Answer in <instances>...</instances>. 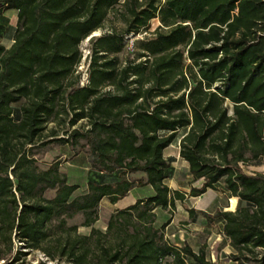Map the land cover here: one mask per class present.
Returning <instances> with one entry per match:
<instances>
[{
  "label": "trees",
  "instance_id": "obj_1",
  "mask_svg": "<svg viewBox=\"0 0 264 264\" xmlns=\"http://www.w3.org/2000/svg\"><path fill=\"white\" fill-rule=\"evenodd\" d=\"M113 11L119 26L91 39L80 86V42ZM154 18L159 26L135 38V57L121 63L125 39L147 32ZM2 37L9 41L0 43L4 264L26 252L13 255L14 243L53 264H216L204 245L194 252L168 242L167 221L158 223L155 209L174 208L185 194L196 197L219 182L228 208L238 205L206 218L221 221L234 252L264 264V174L242 168L264 158V0H0ZM62 115L71 116L69 126L85 125L42 139ZM52 142L85 153L79 194L59 161L39 167L37 154ZM175 143L188 192L168 184ZM142 186L153 193L110 213L103 231L93 227L101 200L114 203ZM78 214L81 224H69ZM79 226L90 227L88 234Z\"/></svg>",
  "mask_w": 264,
  "mask_h": 264
},
{
  "label": "rangeland",
  "instance_id": "obj_2",
  "mask_svg": "<svg viewBox=\"0 0 264 264\" xmlns=\"http://www.w3.org/2000/svg\"><path fill=\"white\" fill-rule=\"evenodd\" d=\"M119 5H117L116 8H118ZM3 19H6L9 25L15 26L16 24V18L14 19L10 12L4 13ZM115 25L119 26V21L116 20V15L115 12H111L108 15L107 20L103 24L102 29H98L91 34H89L88 37L83 39L80 42L79 45V50L81 52V60L77 64L76 69H75V75L80 74L79 80H78V85L82 86L86 84V79H87V68L89 64V48L91 45V39L95 36L101 35L103 31L108 30L110 26ZM150 28L147 30V32L139 33L136 35H130L128 38L125 39V44L122 50L116 55L118 57V60L122 63L125 62V60L132 59L134 58L133 52V47H134V39L135 38H142L144 36H147L150 32H152L157 26H159V21L157 18H154L150 21L149 23ZM0 43L3 45L9 46V41L5 38L2 37L0 39ZM62 118V121L56 122V121H50L46 125V129L43 131L42 139L48 140L49 138L47 137L50 134V131H56V133L59 136H63L66 132L73 128L77 127H83L85 125V120L80 119L77 121V123L73 126H69L68 120L71 118L70 115H62L60 116ZM47 137V138H46ZM178 151V143H175V146H171V148L168 151L167 156L171 160V165L173 166V169L175 171V176L171 180L168 181V184L170 187H175L178 188L179 190L182 191V187L186 188L187 186L183 185L184 183L188 182L190 180L189 173L187 171V164L186 162L180 158L177 154ZM75 153V155H74ZM52 160H57L60 162V171L62 173H65L68 175L69 181L73 183H78L79 184V190L76 191V194H79L83 189L84 182L86 180V170L84 167H86V160H85V153L82 150H78V152L74 151L71 149L70 146L68 145H58L55 142L49 143L48 145H45L41 149V152L37 154V161L39 163V167L42 169H45L48 167L49 163L52 162ZM242 168L245 169V171L249 174L255 175V173L258 174H264V158L259 162H252L247 165H242ZM141 175L140 173L135 174V177H138ZM201 181L198 180L193 183L195 186H200ZM217 188L214 189L215 193L220 195L221 199L220 202L223 204H226V209L227 210H234L237 205H238V200L235 202V205L232 209H229L228 207L231 205V199H228L230 197H227L223 194L222 188L223 184L221 182L216 183ZM188 189V188H187ZM54 194V191L50 190L46 193V197H51ZM213 192H209L208 194L205 195L204 198L201 199L202 205H208L211 202V198L213 196ZM214 200V199H213ZM212 200V201H213ZM226 200V201H225ZM200 201V202H201ZM228 208V209H227ZM184 209L182 211L178 210L175 215V223L177 226L181 228L183 224H186L187 221L189 220L190 217L186 218L185 214L183 213ZM168 213H171L170 210L168 212L164 213V216L168 217ZM109 214H110V208L108 203H105L102 201V204L99 205L98 209V220L95 222L94 227L98 228L100 230H104L106 223L109 219ZM163 218L162 220H159L158 223L164 222L166 219ZM83 218L82 215L78 214L75 215L74 217L68 219L69 224H76L80 225L82 222ZM88 231V228L84 226H79L78 227V233H83ZM200 241H203V243H206V245L209 246V253L207 257L214 263L216 264H259L256 262V254H251L246 251H243V254H237L234 252L231 246H229L227 239L223 235H218L216 232V229L214 228V232L209 237L208 239L201 238ZM18 249L20 251H26L25 254L20 256V259L13 264H39L40 262H44L46 264H53V262H49L46 260V257L43 255V253L40 250H31L24 248V246H20V243H14V252L13 255L15 254L16 250ZM261 251L257 249L255 252ZM232 255H237V257H240L238 260H234L231 258ZM170 260V259H168ZM62 264H65L61 262ZM0 264H4V260H0ZM188 264H192L191 260H188Z\"/></svg>",
  "mask_w": 264,
  "mask_h": 264
},
{
  "label": "crops",
  "instance_id": "obj_3",
  "mask_svg": "<svg viewBox=\"0 0 264 264\" xmlns=\"http://www.w3.org/2000/svg\"><path fill=\"white\" fill-rule=\"evenodd\" d=\"M182 190L188 192L189 189L182 187ZM211 191L214 193L211 199L214 200L213 201L211 200L210 201L211 203L208 205H202L203 201H201V199L204 198L205 195ZM152 193L153 190L151 187L142 186L132 189L123 198L117 200L114 203H110L107 200L103 199L101 200L100 205L102 204V201L108 203L110 208V213H112L114 210L124 209V207L135 203V200H137L138 198L150 195ZM220 200H222L220 195L216 194L213 188L207 189L205 192L197 195L196 197L188 196L187 194H185V197L182 199V201H177L175 203L174 208L171 209L168 208L165 210L161 208H156L155 209L156 221L159 222V220L165 218L166 216H164V213L170 210L171 213H168V217H166V219L164 220V222L167 221V224L163 229L164 237L166 238V240L171 244H174L179 247L184 246V243H186L192 248L194 252H197L199 248L204 245L208 255L209 246L206 245V243H203V241H200L201 240L200 237L202 239L203 238L208 239L213 234L214 228L216 229L218 235H223L221 228L222 227L221 221L215 219L212 220V222H210L205 216L206 214L212 215L213 212L216 210L221 209L225 211L227 203L225 202V204H223V202L221 203ZM182 209H184L183 213L185 214L186 218L188 217L190 218L187 221V223L183 224L180 228L175 223V218H176L175 213L178 210L182 211ZM86 228H88V231L83 232V234H88L90 227H86ZM228 245L230 246V244Z\"/></svg>",
  "mask_w": 264,
  "mask_h": 264
}]
</instances>
